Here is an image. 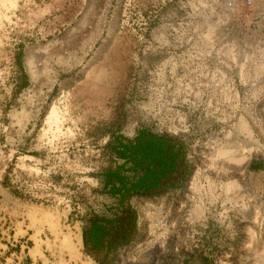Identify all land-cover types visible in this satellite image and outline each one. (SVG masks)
I'll use <instances>...</instances> for the list:
<instances>
[{"label": "rangeland", "instance_id": "rangeland-1", "mask_svg": "<svg viewBox=\"0 0 264 264\" xmlns=\"http://www.w3.org/2000/svg\"><path fill=\"white\" fill-rule=\"evenodd\" d=\"M136 126L179 140L184 177L129 194L130 236L104 256L80 243L65 262L44 246L31 264H264V0H0V203L58 211L80 240L83 218L109 203L103 143ZM224 128L243 156L212 166ZM220 167L235 186L187 185L192 169ZM8 217L10 249L26 242Z\"/></svg>", "mask_w": 264, "mask_h": 264}, {"label": "trees", "instance_id": "trees-1", "mask_svg": "<svg viewBox=\"0 0 264 264\" xmlns=\"http://www.w3.org/2000/svg\"><path fill=\"white\" fill-rule=\"evenodd\" d=\"M103 148L110 161L96 173L97 190L109 197V203L88 213L80 226L81 249L100 251L101 256L130 236L129 194L158 192L177 184L186 172L181 143L164 132L136 126L129 137L112 135Z\"/></svg>", "mask_w": 264, "mask_h": 264}, {"label": "crops", "instance_id": "crops-1", "mask_svg": "<svg viewBox=\"0 0 264 264\" xmlns=\"http://www.w3.org/2000/svg\"><path fill=\"white\" fill-rule=\"evenodd\" d=\"M0 211L9 216L10 229L14 235H23L26 243L17 242L16 248L8 249L0 239V264H31L36 258L45 256L46 251L52 256L64 254L66 249L68 257L65 262L73 260L75 247L80 246L79 236L76 234L71 238L65 235L63 229L58 228L59 212L51 214L47 207L41 205H24L20 201L12 202V206L7 208V204L1 202ZM53 221H52V219ZM55 222V223H54ZM0 231L3 230L0 228ZM1 237V235H0ZM46 247L45 253L42 251ZM45 249V248H44ZM54 263L59 259H54ZM64 262V264H66ZM58 264V263H56ZM74 264H87L85 261H77Z\"/></svg>", "mask_w": 264, "mask_h": 264}, {"label": "bare ground", "instance_id": "bare-ground-1", "mask_svg": "<svg viewBox=\"0 0 264 264\" xmlns=\"http://www.w3.org/2000/svg\"><path fill=\"white\" fill-rule=\"evenodd\" d=\"M210 92V91H209ZM208 94V93H207ZM210 95V94H209ZM209 98V96H208ZM206 99V98H205ZM204 99V100H205ZM211 99V98H210ZM204 102V101H203ZM209 102V101H208ZM211 102V101H210ZM204 105V104H203ZM205 106V105H204ZM206 108V106H205ZM204 109V108H203ZM205 110V109H204ZM207 111V110H206ZM243 112V111H242ZM206 114V113H205ZM238 114V113H237ZM244 115V114H243ZM249 115V114H248ZM246 118V117H245ZM249 118V117H248ZM238 121L241 123L244 122L242 117H238L237 118ZM257 119V118H255ZM232 120V119H231ZM246 120V119H245ZM253 121V120H252ZM256 121V120H255ZM226 122V121H225ZM248 124V123H247ZM225 125V124H224ZM253 126V124H252ZM255 126V125H254ZM223 128V127H222ZM251 128V127H250ZM258 128V127H257ZM254 131V130H253ZM247 130H242L241 133H246ZM220 133V132H219ZM228 133V135H226ZM256 133V132H255ZM258 134V133H257ZM219 135V134H218ZM257 136V135H256ZM241 137H244L243 135ZM213 138V137H212ZM205 139V138H204ZM203 139V140H204ZM242 138H240L239 140H241ZM211 140V139H210ZM245 140V139H244ZM257 140H255L256 142ZM201 142V141H200ZM260 142V141H259ZM203 143V142H202ZM211 143V141H210ZM237 142L236 140L233 138L232 135H230V129L227 130L224 128V131L221 130V133L218 137H216V139H214L210 145V154H208V163L212 166H215V155L217 153L219 154H224L225 158H234L237 159L241 155V151H239L238 153H233V147L234 145H236ZM209 145V144H208ZM260 145V144H259ZM258 145V146H259ZM243 148H245L244 146H242ZM261 147V146H260ZM206 148V147H205ZM208 148V147H207ZM204 149V148H203ZM206 151V150H205ZM209 152V151H208ZM207 152V153H208ZM243 152V151H242ZM204 153V152H203ZM205 156V155H204ZM219 156V155H218ZM203 157V156H202ZM222 157V156H221ZM206 158V157H205ZM202 159V158H201ZM207 160V159H206ZM205 160V161H206ZM200 161V160H199ZM202 161V160H201ZM237 161V160H236ZM221 162V161H220ZM223 162V161H222ZM233 162V161H232ZM235 162V161H234ZM239 162V161H238ZM225 163V162H224ZM230 163V162H229ZM203 164V163H202ZM228 164V163H227ZM230 166V165H227ZM231 167V166H230ZM237 167V166H236ZM239 167V165H238ZM221 168V167H220ZM226 168V167H225ZM203 169V168H202ZM208 169V168H207ZM213 169V168H212ZM232 169V167H231ZM243 169V168H242ZM206 170V169H205ZM209 170V169H208ZM204 171L201 169H196V170H191L189 177L187 179V185L192 189H194V187L202 192H205L207 194H212L213 193V189L215 188L217 191H224V189L230 187L231 185H234V178L232 177V172L229 170H225L223 167L218 171ZM234 171V170H233ZM236 173V172H235ZM234 173V174H235ZM257 174V173H256ZM249 175V174H248ZM242 176V175H241ZM240 176V177H241ZM200 178L199 181L196 182V180L194 181V179L196 178ZM197 178V179H198ZM254 179V178H253ZM196 182V184L194 183ZM235 186V185H234ZM190 189V190H191ZM227 190V189H226ZM216 191V192H217ZM196 192V191H195ZM199 192V191H198ZM223 195V194H222ZM215 196V194H214ZM225 195H223L224 197ZM212 197V196H210Z\"/></svg>", "mask_w": 264, "mask_h": 264}]
</instances>
